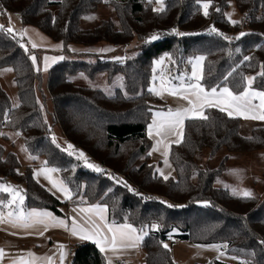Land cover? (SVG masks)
Returning a JSON list of instances; mask_svg holds the SVG:
<instances>
[{"label": "trees", "instance_id": "trees-1", "mask_svg": "<svg viewBox=\"0 0 264 264\" xmlns=\"http://www.w3.org/2000/svg\"><path fill=\"white\" fill-rule=\"evenodd\" d=\"M231 2L242 21L227 18ZM100 8H112L117 23L107 20L83 30L82 19ZM6 12L20 14L25 26L62 42L66 57L69 45L122 48L135 40L140 45L126 61L100 55L65 58L45 79L31 59L34 49L24 47L20 38L7 31ZM0 13L5 18L0 28V70H13L19 101L13 106L0 81V138L9 141L12 133L20 134L32 156L59 171L71 199L105 205L110 222L130 224L143 232L146 264H177L164 247L175 228L180 241L227 245L228 253L247 264H264V200L217 186L229 157L219 168L200 163L205 151L212 156L222 150L229 154L263 151L264 126L245 137L242 118L206 108L207 119L186 120L182 141L171 146L169 160L176 178L167 179L159 175L153 161L154 142L149 135L162 103L150 89L159 58L169 57L182 69L203 56L200 83L206 89L228 87L236 95L247 90V78L252 75V88L264 91V75H260L264 72V0H166L163 11H156L148 0H0ZM154 35L160 39L150 42ZM103 74L108 82L121 75L126 91L117 88L109 95L79 84ZM54 127L60 129L67 149L57 143ZM19 168L18 154L0 144V185L10 179L21 182L25 208L63 215L65 202L36 178L34 167L26 166L24 173ZM5 196L1 193L0 200ZM72 248L70 264H110L90 240Z\"/></svg>", "mask_w": 264, "mask_h": 264}, {"label": "crops", "instance_id": "crops-1", "mask_svg": "<svg viewBox=\"0 0 264 264\" xmlns=\"http://www.w3.org/2000/svg\"><path fill=\"white\" fill-rule=\"evenodd\" d=\"M20 30L21 38L18 36L17 37L21 40H24H22L24 47L27 48L26 45H28L32 49H35V52L31 55V59L32 57H35V62L32 59L35 69L37 72L42 73L46 79V75L52 69V67L65 60L66 53L64 44L62 42L53 41L44 33H42L39 29L33 26L22 25ZM33 44H35L36 47H33ZM39 50L46 52H43L42 55H40ZM69 50L70 56L71 54H73L74 56L83 55L88 58L95 55L110 58H112V56H115L118 61H126L132 56L131 53L125 51V49L121 48L120 46L110 45H98L93 47L69 45ZM61 57H63V59H61ZM169 59V57L163 58L162 63ZM37 69H39V71ZM185 77L180 76L177 81L169 87L164 88L160 84H158V92L155 93L158 97L162 99V103L159 104V107L161 108L158 109L153 116V119L150 124L151 134L149 126V135L151 136L154 142L153 161L157 164L156 168L158 170L159 175L161 176L169 172L171 175V162L169 160V151L172 145L178 144L182 141L183 130L186 120L199 116L192 115L187 117L184 120L182 127H178L174 133L162 132L161 135L156 134V127L164 120L165 117H167L169 110H172L174 112L177 109L191 107L188 104L187 100L183 99L179 93L170 94L175 89H180L182 92L183 88L186 87L188 84L196 82L195 79L190 78L189 76L187 79ZM249 77L250 76H248V78ZM200 81L201 78L199 80V83ZM252 84L253 80L251 85L248 86L246 90L249 95L244 97V101H249V103H247L246 105L243 101H232L229 97L225 102L217 105H204L203 108H198L196 110L197 113L202 112L204 114L206 108L213 107L218 109L223 108V111H225L227 114L231 113L230 116L232 117L242 118V116H247L248 118H251L254 115L250 113V111L252 110L251 106L252 102L255 101L253 100L252 96ZM204 89L208 92H210L211 90L206 89L205 87ZM220 91L221 89L217 90V94H219ZM158 113L160 115H157ZM153 121H156L155 125L153 124ZM158 141L159 143H157ZM65 145H67V142ZM44 176L45 175L38 174V178H36L41 183H43L48 189H50L54 194H56L63 202H65L64 206L61 208L63 215H57L49 210H34L37 212H48L51 213L52 217H55L56 219L65 220L66 227L54 224V222L50 218H45V223L43 224L34 223L31 224L29 227H14L11 223L8 222L11 219L8 216V213L12 212L15 215L18 211L21 213H23V211H9V209L5 208L4 212L0 211V217L5 216L8 219L7 221L0 222V250H3V255L0 256V264H70L72 260V247L76 243L90 240L94 242L100 249L101 246L96 242L99 237L91 236V233L96 231L93 226L94 223L101 226V235L108 234L107 229L103 227L105 224L109 226L113 225V223L109 220L107 206L99 205L101 208L104 209V211L100 213L96 210L97 204L86 205L83 203L75 202L73 199H71V196L69 198L68 195L63 192V194H57V192L53 190V182H51L49 179L47 180V178H45ZM53 178L57 181L55 175L52 176V180ZM60 186L61 185L59 184L56 187L59 189ZM5 200H7V197L0 201L4 204ZM89 209H91V211H89ZM31 211L33 210H29L28 212ZM101 217H103V220H101ZM73 221H75V225L77 227V235H73L71 231L73 227ZM81 228L84 229V232L79 231ZM139 234L140 233L138 232V235ZM85 236H88L90 238H82ZM140 236L142 235L140 234ZM139 243L136 247H139ZM136 247L117 248L115 251H113L111 248L106 247L103 253L107 257V260L110 264H115L114 262L119 263L121 259H126L127 264H141L143 262L142 259L144 260L143 263H145L143 250H141L142 253L138 254Z\"/></svg>", "mask_w": 264, "mask_h": 264}, {"label": "rangeland", "instance_id": "rangeland-1", "mask_svg": "<svg viewBox=\"0 0 264 264\" xmlns=\"http://www.w3.org/2000/svg\"><path fill=\"white\" fill-rule=\"evenodd\" d=\"M148 1L154 2L155 10L161 7L160 3H158L157 0H148ZM165 1L166 0H163V8H164ZM6 13H7L6 14L7 29L11 28L12 29L11 32L15 34L16 36L20 37L21 36L20 28L22 27V25H24L22 23L20 14L11 13V12H6ZM226 15H227V18L232 22L242 21V15L236 9L234 2L230 3V8L227 11ZM4 19L0 17V25L2 26L4 25L3 23L4 21H2ZM107 20H112L115 23H117V18H116L114 10L112 8H100L93 14L84 17L81 22V27L83 30L93 29L97 27L98 25H100L103 21H107ZM154 36L158 38L152 39L151 37L150 42H156L160 39L159 36L157 35H154ZM139 45H140V42L135 40L127 46H122V48L125 49V51H128L129 53L134 55L136 52V48H138ZM26 46L27 48H31L28 45ZM43 52H46V51L39 50L40 55H42ZM197 57H200V56H197ZM82 58L85 59V57H82ZM195 58H193L189 63H187L181 69V74H180L181 77L186 76L185 78L187 79L189 76L190 78L195 79L194 77H192V72L195 70L197 75L202 79L204 59L200 61L199 64L196 65L194 68ZM66 59L76 60L79 58L75 57L74 55H71V56L68 55ZM112 59L118 61L115 56H112ZM162 61H163V58H159L154 63L153 78H152V83L150 86V89L153 90L154 93L158 92L157 91L158 84H160L158 81V77L165 63V62L162 63ZM250 77H253V76L251 75ZM106 79H107V76L103 74L99 76L95 81H90V80H87L85 82L80 81L79 84H82L84 86L103 89L109 95H113L115 91L117 90V88H120L123 91H126V83H125L124 78L121 75H118L115 78V80L111 82L106 81ZM0 81L4 89L9 94L12 100L13 106H17L19 101H18V97L16 93V85L14 82L13 70L11 68L0 70ZM45 86L46 84L43 85L44 91H45ZM253 92H259V91L252 89V93ZM40 96L42 98V95ZM253 100L255 101L252 102V106H251L252 110L250 111V113L254 115H259L260 113H264V108L260 107V98L258 96H253ZM48 109L52 110V103L50 100L48 101ZM242 119H243V128H242L241 133L245 137L251 136V132L254 128L264 126V120H261V119L245 118L244 116H242ZM53 133L57 140V143L60 146L67 149L65 147L66 140H64V137L60 129H58L57 127H54ZM10 137L12 138L9 141H7L4 138H0V144H3L9 150H13L18 154L20 162H21V168H19L18 170L19 173H24L26 166L32 165L35 170V176L38 178V174L45 175L44 177L47 178V180L49 179L51 182H53L52 183L53 186L55 185L53 187L54 188L53 190L57 192V194H63L56 187L59 184L69 189L66 186V184L63 182V180L61 179V176L58 170L54 172L50 171V169H54V168L47 167L45 165L43 158L32 156L27 151L20 134L12 133ZM226 157H229V158L226 159ZM225 159H226L225 166L223 168V172L221 176L218 178L217 186L228 188L229 190L233 192V194L238 195V196H244V192L247 191L251 193V196H256L260 199V201H263L264 200V150L257 152V153H253V154H229L226 152V150H222L215 156H212L209 151H205L204 154L200 157V163L206 167L219 168ZM88 165L97 166L94 163H88ZM91 169L98 170V166L91 167ZM53 175L56 176L57 181L54 180V178L52 180ZM171 176H174V178H176V174L173 173L172 166H171V175L169 172L163 175V177H171ZM1 185L7 187L9 191L7 192L0 191V194L2 192L4 194H8L7 200L4 201V204L1 201H0V204L4 205L5 208L9 209V211L21 210L23 211V214L26 215L29 210L27 208L25 209V184L21 182H16L10 179L7 182L2 183ZM13 191L16 192L15 198H13L12 196ZM70 196H72L71 193H70ZM21 198H23L22 203H20ZM9 201H11V204H9ZM18 204H19V209H17ZM178 233H179V230L175 228L170 232V234H168L167 238L164 240V244H167L168 245L167 248H169L172 252V256H173L175 263L177 264H210L214 262V264H240V259L236 257L235 255L228 253V248L224 247L225 245H215V244L199 245V244H193V243H189L185 241H180L176 238V235ZM136 234L138 235V232ZM140 234L143 236V232H141ZM142 240L139 243V247H136L138 254L142 253L141 251L142 248L140 245ZM142 261L144 262L143 259ZM143 262L141 264H146ZM114 263L118 264L117 262H114ZM243 264H247V263L243 261Z\"/></svg>", "mask_w": 264, "mask_h": 264}, {"label": "snow or ice", "instance_id": "snow-or-ice-1", "mask_svg": "<svg viewBox=\"0 0 264 264\" xmlns=\"http://www.w3.org/2000/svg\"><path fill=\"white\" fill-rule=\"evenodd\" d=\"M158 3H160L161 7L156 9V11H163V0H157ZM205 9V15H208L207 8L209 7L208 3H205L203 5ZM235 23V22H234ZM3 26L0 25V28ZM7 31L11 32L12 29L9 28ZM158 37L153 36L152 39H157ZM33 47H36L35 44H33ZM33 61L35 62V57H32ZM47 59V58H46ZM63 59V57H61ZM204 59L203 56L196 57L194 68L196 65L199 64L200 61ZM245 59H248L247 57ZM159 63V62H158ZM39 71V69H37ZM46 70V69H45ZM260 75H264V72H261ZM192 77L195 78V83H190L186 87L183 88V91L181 92L180 89H175L170 94H177L179 93L183 99H186L188 104L191 106L190 108H183V109H177L174 112L172 110H169L167 117L164 118V120L156 127V134L161 135L162 132L167 133H174L178 127H182L184 120L192 115H199L202 119H207L206 116L203 115V113H197L198 108H203L204 105H217L220 103H223L227 100V98H231L232 101H243L246 105L249 103V101H244V97L248 96L249 93L247 91H244L242 93L234 95L228 87H223L219 94H217V88L213 87L210 92L205 91L204 87H202L199 83L200 77L197 75L196 71L194 70L192 72ZM253 77L247 78L248 85L250 86L252 83ZM253 96H258L260 98V107L264 108V91L261 92H253ZM239 107V105H238ZM224 110L223 108L221 109ZM157 115H160L159 113ZM231 115V113H229ZM245 118H248L247 116ZM251 118L253 119H261L264 120V113H260L259 115H253ZM153 124H156V121H153ZM150 134H151V126H150ZM54 139V138H53ZM159 143V141L157 142ZM69 148H72V145H68ZM80 156H83L84 154L81 152L79 154ZM47 164V162H45ZM90 167H97L95 165H89ZM99 170V169H98ZM50 171H56V169H50ZM167 179V177H165ZM55 186V185H54ZM59 190L70 198V192L69 190L64 187L60 186ZM0 191L7 192L9 189L5 186L0 185ZM13 198L16 196V192H12ZM244 196L248 197L251 196L250 192L245 191ZM23 202V198H21L20 203ZM9 204H11V201H9ZM17 209H19V204L17 205ZM96 210L100 213L104 211L103 208H101L99 205L96 206ZM83 211V210H82ZM91 211V209H89ZM8 216L11 218L8 222L11 223L14 227L20 226V227H29L31 224L34 223H45V218H50L54 224L65 226L66 222L63 219H56L55 217H52L51 213L48 212H37L35 210L28 212L26 215L17 212L15 215L12 212L8 213ZM101 220H103V217H101ZM0 222H3V217H0ZM96 231L91 233L92 237H99L96 242L101 246L100 250L103 252L105 251V248H111L113 251H115L117 248H135L137 244L143 239L142 236L137 235V229L134 228L130 224H121L116 225L113 223V225L109 226L105 224L103 227L107 229L108 234L101 235V226L98 224H93ZM154 229H159V225H153ZM73 235H77V227L75 225V221H73V227L71 229ZM80 232H84V229L81 228L79 230ZM110 234V235H109ZM82 238H90L88 236L82 237ZM261 243H264L262 241ZM164 247L167 248L168 245L164 244ZM224 247H227L225 245ZM3 255V250H0V256ZM32 255V254H29ZM51 259V258H48Z\"/></svg>", "mask_w": 264, "mask_h": 264}, {"label": "built area", "instance_id": "built-area-1", "mask_svg": "<svg viewBox=\"0 0 264 264\" xmlns=\"http://www.w3.org/2000/svg\"><path fill=\"white\" fill-rule=\"evenodd\" d=\"M181 74V69L179 66L173 62L171 59L165 61L162 71L159 73L158 81L163 87H169L174 84ZM0 211H5V207L0 204ZM8 219L3 216V221ZM118 264H127L126 259H121ZM240 264H243V261L240 260Z\"/></svg>", "mask_w": 264, "mask_h": 264}]
</instances>
